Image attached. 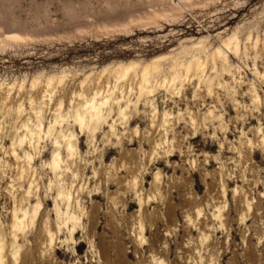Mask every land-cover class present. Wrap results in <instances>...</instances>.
Wrapping results in <instances>:
<instances>
[{"label": "rangeland", "instance_id": "obj_1", "mask_svg": "<svg viewBox=\"0 0 264 264\" xmlns=\"http://www.w3.org/2000/svg\"><path fill=\"white\" fill-rule=\"evenodd\" d=\"M97 92L112 113L81 133L67 118ZM58 116L52 137L14 153L25 121L42 117L45 133ZM61 131L77 154L62 151L56 177ZM39 201L15 239V208L29 216ZM0 238L7 264L16 248L14 264H264V0H0Z\"/></svg>", "mask_w": 264, "mask_h": 264}, {"label": "bare ground", "instance_id": "obj_2", "mask_svg": "<svg viewBox=\"0 0 264 264\" xmlns=\"http://www.w3.org/2000/svg\"><path fill=\"white\" fill-rule=\"evenodd\" d=\"M226 48L231 54L239 55L238 54L240 51L239 39L236 37L229 38V40L226 43ZM217 55L220 58H223L224 61H228V58L223 54V51L218 50ZM159 59H162V57L161 58L160 57L155 58L153 60L152 64H148L147 66H145V68L143 70L142 81H141L140 87H139L140 90L138 93V99H137L136 103L134 104L135 108H137V104L143 96L151 95L153 93V90H151L150 87H147V85L152 78V73H154L155 71L157 72V70L159 69V66H158ZM132 67L133 66L125 68L120 73L119 80L124 79ZM185 69L187 71V74L193 73L192 62L189 63L188 65H186ZM196 70L198 73L192 74L193 77H196L197 75L203 74L205 72V70H204V68H202V66H199ZM172 72H173V74H172V79H171V85H174L175 81L177 80V78L179 76L177 75L178 73L177 74L174 73L173 69H172ZM163 82L164 83L166 82V78H165V80H163ZM53 83H54V80L52 78H50L47 82V85H46L48 88V91L52 90ZM212 84H213V82L211 79H208L206 81V85L209 88L212 86ZM34 86H35V84H34ZM99 94H100L99 92L95 93V95L91 99L87 100V102L84 106H81V107H79V109H77V112L73 117L67 118V119L73 118V122L77 125V127L80 128L81 133L89 131L91 134H95L101 128V126L106 122L107 118L112 113L111 103L109 105V102L111 101L112 96H108V98H106L104 103L98 104L97 101H98ZM258 97L259 96H256V98H258ZM120 101L121 100H119V103H120ZM62 106H63V101H61L58 104L59 110L62 108ZM104 111H106L107 113L104 114ZM127 111H128L127 108L125 110L120 108L119 116H120V118H122V120L128 119V118H126L127 114H128ZM211 113H212V111H211ZM169 117H170V114L166 113L165 119L167 120ZM219 118H220V116H219ZM42 120H43L42 117H39L38 123L34 126H31L28 121H25L22 124L21 129L24 130V133L19 134L17 136L16 141L13 144L14 153L18 150L19 147H22L23 144H25L27 142V138L30 136H31L30 141H32L34 139H37V141H41L43 139V135H45L47 138L52 137L56 126H58V125L62 126V123L66 121L62 116H60V117L58 116L55 119V124L53 126H51L47 131H45V133H43V129H42L43 122H42ZM127 123H128V120L124 122V124H127ZM110 126H111V128H113L115 125L111 124ZM54 148H55L56 154L53 157V160H52V163L50 164V167H51L52 172L57 177L63 172L62 171L63 168H66V167L62 166L63 162H64V157L62 156V151L64 153H66L67 158H69V159H73L74 156L77 154L76 150H75V144L73 141L72 134L65 135V134H63V131H61V134H59V136L55 139ZM27 159L30 160V156H27ZM58 199H60V201L63 202L64 204H67L68 208H69L70 206L73 205V202H74V200L72 199V194L67 192V190L64 188L59 189L55 208H56V213H57V217H58L59 221H62V217H65V223L63 220V224L65 225V227L67 226L69 231L72 232V234H73L76 227H77V221H78V219L75 216L76 214L69 212L68 208H67V212L65 214L61 213L60 201ZM41 207H42V203L39 201V203H37L36 206L34 207L32 215H29V216H28L27 212H24L23 214H21L22 209L20 210V208H15L14 222H13V226H12V229H13L12 231H13V234L15 235V237H14L15 239L18 238V235L20 233L25 232L26 229L30 226V224H32L36 220L37 215H38ZM71 224H72V229H71ZM61 226L62 225L60 224L59 230H61ZM55 235H58V232H56V228H55V231H54V229H51V228L47 229V236L51 242H54L53 240L55 238ZM5 249H6V246L4 244V239L0 238V264H7V262H8L6 260L7 256L4 255ZM18 254H19V250L16 248L15 253L13 254V257H11V258L8 257L9 258L8 264H14V259H15V263H17L16 258H18L17 257Z\"/></svg>", "mask_w": 264, "mask_h": 264}]
</instances>
